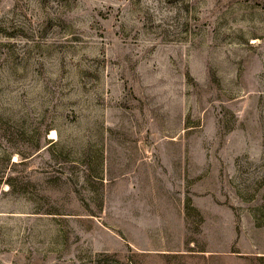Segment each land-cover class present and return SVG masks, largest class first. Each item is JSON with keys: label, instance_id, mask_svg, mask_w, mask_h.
Instances as JSON below:
<instances>
[{"label": "rangeland", "instance_id": "374dc122", "mask_svg": "<svg viewBox=\"0 0 264 264\" xmlns=\"http://www.w3.org/2000/svg\"><path fill=\"white\" fill-rule=\"evenodd\" d=\"M0 264H264V0H0Z\"/></svg>", "mask_w": 264, "mask_h": 264}]
</instances>
